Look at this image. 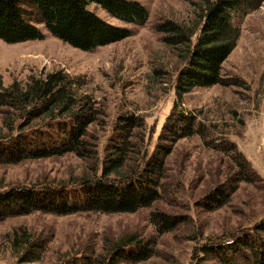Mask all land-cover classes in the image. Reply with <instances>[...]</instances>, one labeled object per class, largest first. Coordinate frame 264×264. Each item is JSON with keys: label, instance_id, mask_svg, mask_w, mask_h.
I'll return each mask as SVG.
<instances>
[{"label": "rangeland", "instance_id": "rangeland-1", "mask_svg": "<svg viewBox=\"0 0 264 264\" xmlns=\"http://www.w3.org/2000/svg\"><path fill=\"white\" fill-rule=\"evenodd\" d=\"M148 11L142 25L121 21L99 5L89 4L104 20L132 29L127 38L92 51L74 48L52 36L43 24L41 40L7 43L0 39V77L4 86L24 84L30 76L62 70L82 82L79 93L95 101L97 119L88 127L99 160L123 115L138 117L143 126L133 130L137 147L151 152L169 114L193 112L206 125L207 144L199 135L183 137L166 157L161 198L133 213L104 214L81 211L55 215L34 211L0 220V264H82L93 257L108 263L114 241L136 234L155 242V254L141 262L115 264H194L205 242L226 240L250 231L264 217V0L243 5L233 22L240 35L222 63L221 75L230 81L177 94L176 75L183 65L177 51L167 46L154 25L173 19L198 27L202 0H136ZM8 130L0 116V138ZM114 137V138H113ZM143 137V139L141 138ZM227 140L249 161L257 174L253 182L241 181L228 203L214 207L207 196L224 185L236 186V166L230 152L220 149ZM140 143V144H138ZM136 147V149H137ZM95 160L72 153L20 162H0V190L18 185H63L89 174ZM163 211L183 218L175 229L157 233L150 213ZM24 226L46 241L41 258L19 262L7 233ZM261 235L264 233L261 232ZM99 262V261H98ZM207 264H216L213 259Z\"/></svg>", "mask_w": 264, "mask_h": 264}, {"label": "trees", "instance_id": "trees-1", "mask_svg": "<svg viewBox=\"0 0 264 264\" xmlns=\"http://www.w3.org/2000/svg\"><path fill=\"white\" fill-rule=\"evenodd\" d=\"M259 1L202 0L198 27L173 19L154 25L163 34V42L176 50L183 61L176 75L177 94L230 83L221 75V69L240 35L233 22L234 14L243 5ZM91 3L132 25H142L148 19L147 9L136 0H0V39L7 43L41 40L45 34L37 25L43 24L52 36L70 46L92 51L132 34L131 28L112 24L90 10ZM81 86V81L62 70L30 76L24 84L13 81L7 86L0 77V116L8 130L0 138V162L15 163L66 153L95 160L90 175L72 183L18 185L0 190V220L34 211L55 215L81 211L112 214L150 207L162 196L166 157L177 140L199 135L209 144L206 125L193 112L176 111L174 106L151 152L141 145L137 147L132 140L133 130L143 126L138 117L123 115L116 126L119 136L108 142L106 153L99 160L88 133V127L97 119L95 101L87 93H79ZM220 149L230 152L235 163L236 186L225 191L224 185H220L210 192L207 199H214L212 208L228 203L239 182H253L257 177L234 143L225 140ZM183 218L157 211L150 213L149 221L162 234L175 229ZM261 232L264 233V217L250 231L203 243L202 255L194 264H207L208 259L216 264H264ZM7 238L19 262L37 261L46 249V241L41 242L24 226L14 228ZM107 250L109 264L136 263L155 254V242L129 234L114 241ZM80 260L82 264L96 261L93 257ZM98 261L104 263L102 257Z\"/></svg>", "mask_w": 264, "mask_h": 264}]
</instances>
